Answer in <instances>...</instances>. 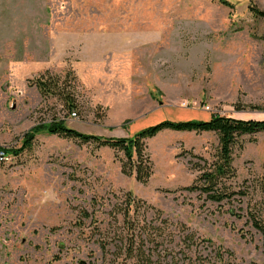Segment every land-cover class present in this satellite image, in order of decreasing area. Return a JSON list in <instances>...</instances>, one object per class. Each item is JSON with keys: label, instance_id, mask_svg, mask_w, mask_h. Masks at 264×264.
<instances>
[{"label": "rangeland", "instance_id": "374dc122", "mask_svg": "<svg viewBox=\"0 0 264 264\" xmlns=\"http://www.w3.org/2000/svg\"><path fill=\"white\" fill-rule=\"evenodd\" d=\"M227 1L0 0V148L61 120L116 139L166 120H264V19L250 11L264 0ZM146 147L147 184L122 152L46 132L0 154V264H264L250 220L264 219V133L234 146L239 194L221 203L187 189L216 162V134L164 131Z\"/></svg>", "mask_w": 264, "mask_h": 264}, {"label": "trees", "instance_id": "16d2710c", "mask_svg": "<svg viewBox=\"0 0 264 264\" xmlns=\"http://www.w3.org/2000/svg\"><path fill=\"white\" fill-rule=\"evenodd\" d=\"M218 1L227 7L233 8V5L227 0ZM250 11L255 17L264 19V11L256 7H250ZM37 86L44 97L57 96L68 106L70 111H74L76 108L74 97L70 92H65L62 89L59 80L41 78L37 80ZM164 131L214 133L218 136L219 148L216 162L209 168L203 169V173L197 179L201 182L199 186H192L187 189L200 190L207 196L208 200L221 203L232 200L239 194L232 191L231 188L226 187V183L236 177V171L233 166L234 146L243 136L264 133V120L236 119L220 114L213 115L208 121L189 120L176 122L166 120L139 131L133 137L121 139L86 135L69 128L66 122L61 120L34 127L25 135L21 149L6 150L0 148V153H3L4 156L11 154L18 156L22 151L32 148L36 136L41 132L67 139H76L82 142H94L100 146L110 147L117 152H122L126 159V162L123 164V172L129 175L135 174L139 182L147 184L152 176L153 168L151 159L147 153L146 141ZM129 198V209L123 211L124 220L127 225L130 224V208L135 206L134 196L130 195ZM250 220L253 226L264 236V219L256 213H251ZM129 230L130 232L136 231V227L131 225V229ZM139 231L141 230L139 229ZM147 236L151 237L150 235ZM130 252L133 254L134 251L131 249ZM140 255H144V253L141 252L139 253V257ZM148 260L145 262L147 263ZM137 263L140 264V260Z\"/></svg>", "mask_w": 264, "mask_h": 264}, {"label": "built area", "instance_id": "2783aa9c", "mask_svg": "<svg viewBox=\"0 0 264 264\" xmlns=\"http://www.w3.org/2000/svg\"><path fill=\"white\" fill-rule=\"evenodd\" d=\"M73 115H75V116H76V113H74ZM0 154H1L2 156H4V155H3V153H0Z\"/></svg>", "mask_w": 264, "mask_h": 264}]
</instances>
